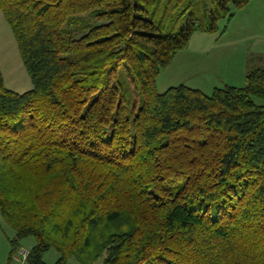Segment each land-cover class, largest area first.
Here are the masks:
<instances>
[{
    "label": "trees",
    "instance_id": "1",
    "mask_svg": "<svg viewBox=\"0 0 264 264\" xmlns=\"http://www.w3.org/2000/svg\"><path fill=\"white\" fill-rule=\"evenodd\" d=\"M250 1L0 0L33 85L0 70L9 261L32 237L29 264H264V57L244 87L157 90Z\"/></svg>",
    "mask_w": 264,
    "mask_h": 264
},
{
    "label": "rangeland",
    "instance_id": "2",
    "mask_svg": "<svg viewBox=\"0 0 264 264\" xmlns=\"http://www.w3.org/2000/svg\"><path fill=\"white\" fill-rule=\"evenodd\" d=\"M233 12L235 16L230 22L223 20L219 23L218 32L197 33L192 37L189 46L157 77L159 93L180 85L201 90L206 95H211L216 88L245 86L249 68L263 65L258 56L264 57V0H251ZM94 22L95 19H89V23ZM0 70L10 90L24 93L32 89L13 30L1 12ZM3 223L0 217V239L5 245L8 240L2 231ZM7 227L4 226L7 235L14 236L13 230ZM35 244L34 238H27L21 242L20 248L30 254ZM1 251L0 245V260ZM59 258L55 249L44 255L47 264H55ZM67 264L82 263L71 257ZM94 264H103V258Z\"/></svg>",
    "mask_w": 264,
    "mask_h": 264
},
{
    "label": "crops",
    "instance_id": "3",
    "mask_svg": "<svg viewBox=\"0 0 264 264\" xmlns=\"http://www.w3.org/2000/svg\"><path fill=\"white\" fill-rule=\"evenodd\" d=\"M3 220V219H2ZM4 222V220H3ZM4 226H7L5 224V222L3 223ZM4 226L2 227V231L6 234V237H7V240H8V243L6 242V244L4 245V242L2 241V239H0V245H1V260H0V264H10V252H11V246H10V242H9V239L10 238H13L15 236V233H14V236H9L7 235V233L5 232V228ZM1 228V227H0ZM9 228V227H7ZM10 229V228H9ZM14 232V231H13Z\"/></svg>",
    "mask_w": 264,
    "mask_h": 264
},
{
    "label": "built area",
    "instance_id": "4",
    "mask_svg": "<svg viewBox=\"0 0 264 264\" xmlns=\"http://www.w3.org/2000/svg\"><path fill=\"white\" fill-rule=\"evenodd\" d=\"M29 252L24 248H19L13 255L10 264H29Z\"/></svg>",
    "mask_w": 264,
    "mask_h": 264
}]
</instances>
